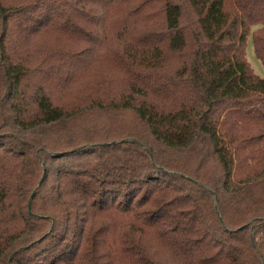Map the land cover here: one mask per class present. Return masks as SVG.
<instances>
[{
    "label": "trees",
    "instance_id": "trees-1",
    "mask_svg": "<svg viewBox=\"0 0 264 264\" xmlns=\"http://www.w3.org/2000/svg\"><path fill=\"white\" fill-rule=\"evenodd\" d=\"M254 26L264 66V0H0V264H264Z\"/></svg>",
    "mask_w": 264,
    "mask_h": 264
},
{
    "label": "rangeland",
    "instance_id": "rangeland-1",
    "mask_svg": "<svg viewBox=\"0 0 264 264\" xmlns=\"http://www.w3.org/2000/svg\"><path fill=\"white\" fill-rule=\"evenodd\" d=\"M257 26H254L251 31H250V34L248 36V40H247V44H246V57L249 61V63L251 64V67L252 69L254 70V72L259 75L260 77L264 78V66L262 65L261 61L257 58L256 56V53H255V48H254V42H253V33H254V29H256ZM59 42L62 40L61 36H58L57 34L55 33H46V34H42V35H39L37 37L33 36L32 39H31V42H32V48H36V47H39V46H44V47H47L49 45H51L50 43H54L56 41ZM60 43H68L69 44V40L65 41V40H62ZM78 45V44H77ZM77 45L74 46L77 47ZM80 46H84L86 47V45L83 43V44H79V47ZM122 118V117H121ZM117 120H119V118L117 117L116 118ZM101 120L103 122H106L108 123L109 120H113L109 115H106V116H102L101 115ZM126 121L128 123H132L133 122V119L131 117H127L126 118ZM114 121H112L111 123H113ZM120 125H125L124 122H118L115 124V127H118ZM125 135H118L117 137H112V138H107L108 140H112V139H116V141H122L120 139H124L126 140L127 136L124 137ZM132 138V137H131ZM113 141V140H112ZM42 173L38 176V178L36 179V181L32 184V187L31 189H34L38 186V183H39V180L42 178ZM32 194V191L31 193L29 194V196H27V198L22 201L21 205L23 206V208L26 210L27 209V203H28V200L30 199V196ZM34 195V193L32 194ZM30 204V202H29ZM39 204V202H38ZM45 223H47V225H45ZM48 222H43V224L41 226L42 227V230L39 232V229L36 230L32 235L34 236L36 234V236L34 237L35 239H38V237L43 233V231L48 228ZM39 232V233H38ZM38 233V234H37ZM33 238V239H34Z\"/></svg>",
    "mask_w": 264,
    "mask_h": 264
}]
</instances>
